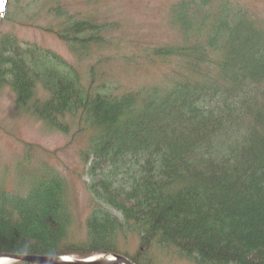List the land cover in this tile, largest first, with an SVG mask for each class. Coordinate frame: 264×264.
<instances>
[{
    "label": "trees",
    "instance_id": "obj_1",
    "mask_svg": "<svg viewBox=\"0 0 264 264\" xmlns=\"http://www.w3.org/2000/svg\"><path fill=\"white\" fill-rule=\"evenodd\" d=\"M169 17L175 40L139 45L69 0H9L0 92L47 130L88 133L92 197L78 235L69 182L33 167L28 145L12 181L8 169L0 179V253L264 264V7L178 0ZM8 22L54 33L77 64L3 31ZM117 62L155 81L127 87Z\"/></svg>",
    "mask_w": 264,
    "mask_h": 264
},
{
    "label": "rangeland",
    "instance_id": "obj_2",
    "mask_svg": "<svg viewBox=\"0 0 264 264\" xmlns=\"http://www.w3.org/2000/svg\"><path fill=\"white\" fill-rule=\"evenodd\" d=\"M176 1L178 0H69V5L72 12L80 13L81 18L95 15L99 21L114 22L117 27L110 36H123L126 42L132 40L139 45H161L171 43L170 41L177 38L169 27L170 7ZM249 1L260 10L264 7V0ZM1 29L13 32L23 41L51 49L68 62L77 64V59L67 44L50 32L10 22L4 23ZM117 64L119 62L114 66ZM120 67L116 66V70L127 87L135 88L137 85L155 81L154 75L147 70L126 74L123 72L126 69L120 70ZM87 134L78 133L76 129H73L71 135L47 130L41 121L20 111L10 88H4L0 92V179L8 169L12 177L8 176L7 179L11 182L18 163L25 159L32 147L30 163L33 167L40 168L45 164L51 166L61 172L69 182L76 201L74 229L78 235L84 232L82 221L92 197L87 187L91 177L80 158V149L86 145ZM28 145L31 146L29 149ZM131 249L134 250V246ZM153 260L154 264H193L179 257L174 251L171 255L170 251L166 255L157 253Z\"/></svg>",
    "mask_w": 264,
    "mask_h": 264
},
{
    "label": "water",
    "instance_id": "obj_3",
    "mask_svg": "<svg viewBox=\"0 0 264 264\" xmlns=\"http://www.w3.org/2000/svg\"><path fill=\"white\" fill-rule=\"evenodd\" d=\"M7 4L8 0H5L4 9H6ZM3 16L4 12L1 13L0 20ZM0 259L3 262L29 261L37 264H136L126 257L111 254L78 259L69 257L0 253Z\"/></svg>",
    "mask_w": 264,
    "mask_h": 264
},
{
    "label": "bare ground",
    "instance_id": "obj_4",
    "mask_svg": "<svg viewBox=\"0 0 264 264\" xmlns=\"http://www.w3.org/2000/svg\"><path fill=\"white\" fill-rule=\"evenodd\" d=\"M0 264H4L3 261L0 259Z\"/></svg>",
    "mask_w": 264,
    "mask_h": 264
}]
</instances>
